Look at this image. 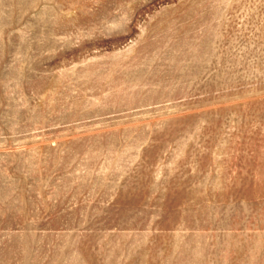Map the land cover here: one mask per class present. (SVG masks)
<instances>
[{
  "label": "rangeland",
  "instance_id": "374dc122",
  "mask_svg": "<svg viewBox=\"0 0 264 264\" xmlns=\"http://www.w3.org/2000/svg\"><path fill=\"white\" fill-rule=\"evenodd\" d=\"M0 264H264V0H0Z\"/></svg>",
  "mask_w": 264,
  "mask_h": 264
}]
</instances>
